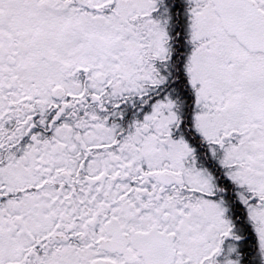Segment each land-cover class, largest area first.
I'll list each match as a JSON object with an SVG mask.
<instances>
[{
	"label": "snow or ice",
	"instance_id": "1",
	"mask_svg": "<svg viewBox=\"0 0 264 264\" xmlns=\"http://www.w3.org/2000/svg\"><path fill=\"white\" fill-rule=\"evenodd\" d=\"M0 264H264V0H0Z\"/></svg>",
	"mask_w": 264,
	"mask_h": 264
}]
</instances>
